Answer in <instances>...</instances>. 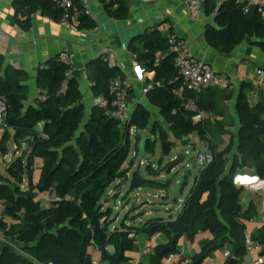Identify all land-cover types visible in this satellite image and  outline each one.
Segmentation results:
<instances>
[{
    "label": "trees",
    "instance_id": "16d2710c",
    "mask_svg": "<svg viewBox=\"0 0 264 264\" xmlns=\"http://www.w3.org/2000/svg\"><path fill=\"white\" fill-rule=\"evenodd\" d=\"M215 6L216 0L202 1L206 16ZM105 7L113 20L125 21L129 17L128 0H109ZM14 8L16 16L21 13L26 18L24 21L17 18L23 28L29 26L30 16L39 8L55 21L59 22L61 17V11L50 0H15ZM96 27L94 20L79 12L78 29ZM246 37H255L264 50V16L255 10L243 12L238 0L223 1L213 23L206 26V43L219 52L229 53ZM137 41L139 46L131 43L129 51L145 70L154 72L145 94L148 102L158 109L174 137L196 133L207 143L211 162L198 172L174 217L152 216L143 220L141 213L135 217L126 215L117 222L118 215L102 199L108 188L127 174L123 164L129 153L130 129L147 128L149 111L136 103L124 127L95 103L86 116L79 82L75 76L66 77L67 68L58 60V54L37 70L35 85L42 95L34 99V105L25 106L28 75L23 69L5 65L0 54V98L6 105L0 147L13 140L19 146L25 143L28 149L5 169L15 183L9 184L0 171V225L7 238L19 242L21 249L34 259L0 246V264H94L91 249L100 253L102 262L127 264V253L133 250L134 236L138 233L148 236L158 233L167 238L151 255V264H163L169 253H178L183 236L191 240L200 232H208L211 237L200 242V253L189 264H199L223 247L230 250L227 264H237L243 258L245 222L256 216V207L250 202L242 208V187L233 178L239 169L249 168L252 175L264 180V120L260 117L264 101L250 104L243 93L238 95L236 153L229 163L233 142L221 150L215 142V134L227 133L224 125L217 120L192 122L194 112L183 107V98L190 94L183 89L174 57L168 51L166 34L155 26L139 34ZM118 76L124 77L119 67L100 62L94 73L89 74L93 97L109 98L108 85ZM206 90L209 96L205 99L204 91L200 94L198 108L220 115L215 98L222 91ZM40 122L41 133L36 128ZM152 150L147 138L145 151ZM36 160L41 163L34 174ZM24 176L27 188L23 190L18 185ZM127 183L129 191L137 188L168 191L172 179L143 178L135 171ZM50 191V205L44 207L38 196ZM176 201L177 198L163 200L161 205ZM134 219H138L137 224L132 223ZM253 238L264 245V225Z\"/></svg>",
    "mask_w": 264,
    "mask_h": 264
},
{
    "label": "crops",
    "instance_id": "0c3cea01",
    "mask_svg": "<svg viewBox=\"0 0 264 264\" xmlns=\"http://www.w3.org/2000/svg\"><path fill=\"white\" fill-rule=\"evenodd\" d=\"M14 1L0 0V54L4 58L5 65L23 69L28 75L26 85L29 88V95L24 103L25 106L34 105V99L42 95V91L35 85L37 70L44 67L48 59L59 52L67 51L74 56L76 67L73 76L79 82L86 116L97 100L91 93L89 74L94 73L100 62H104L105 55L112 60L111 65L119 67L121 75L129 78L131 84L129 100L132 109L136 103H141L149 113L156 110L159 114L158 109L148 102L145 95L154 72L145 70L143 64L139 63L136 56L129 51L131 43L139 46L137 37L129 41V37L134 32H138L139 35L155 26L166 35L172 31L187 39L195 57L207 60L216 72L229 78L233 91H222L221 95L215 98L221 113L215 115L216 120H221L223 123L234 121L236 125L235 129L224 126L227 131L224 135H230L234 131L237 134L239 130L235 105L240 93L245 95L250 104L264 101V83L254 81L255 70L264 68V50L257 44V39L246 37L231 52H219L209 46L205 40L206 26L208 23L212 24L213 19L204 13L199 19L192 18L187 6L181 0H128L130 13L125 21H116L108 16L105 7L108 0H90L96 14L97 27L94 30L78 29L75 32L55 21L40 8L30 16L29 26L23 28L17 22V18L21 21L26 18L21 13L15 15ZM79 12L82 13V10L80 9ZM203 96L206 99L209 92L204 90ZM42 126V122L37 124L39 133L42 131ZM11 142L16 150L27 147L25 143L19 146L13 140ZM40 163V160H36V173ZM251 172L252 169L249 168L239 169L233 182L235 180L234 183L242 187L240 194L242 208L245 209L250 202L256 207V216L245 222V230L253 236L257 235L264 225V180L259 178L258 181L249 182L247 178L257 177ZM237 177L240 179L237 180ZM140 189L147 190V195H153L151 192L155 191L150 188H137L131 191L129 197H134L138 201L139 195L135 192ZM160 196L162 197L163 194ZM179 208L173 209L168 214L174 217ZM152 214V211H148L145 216L152 217ZM210 237L208 232H200L191 240L183 236L178 243V253L192 261L194 256L200 253V242ZM134 238L133 250L127 253L129 257L127 264H151L150 258L156 247L167 242V238L162 234L148 236L145 233H138ZM18 246L22 247L20 243ZM226 248L228 247L214 251L199 264H227L228 259L223 255ZM90 253L96 264H108L100 260V253L97 250L91 249ZM241 260H238L237 264H241ZM174 264L180 263L176 261Z\"/></svg>",
    "mask_w": 264,
    "mask_h": 264
},
{
    "label": "built area",
    "instance_id": "2783aa9c",
    "mask_svg": "<svg viewBox=\"0 0 264 264\" xmlns=\"http://www.w3.org/2000/svg\"><path fill=\"white\" fill-rule=\"evenodd\" d=\"M56 9L61 11L59 23L70 31H77L79 24V11L92 20H96V14L91 7L90 0H50ZM109 1V0H108ZM187 6L192 18L199 19L203 13V0H181ZM225 0H216V6L210 13V18L214 19L220 4ZM242 6L243 12L255 10L261 16H264V0H238ZM168 51L174 57V64L182 79L183 89L190 95L183 98V107L186 110L194 112L191 121L203 122L205 120H216V116L209 112L200 110L198 102L200 94L206 89H218L220 91H233V85L228 77L219 74L214 70L212 65L205 59L195 57L189 47L188 40L179 36L175 32H170L166 35ZM58 60L63 63L66 70V77H71L75 72L74 56L67 52L61 51L58 54ZM103 61L109 65L112 60L107 56H103ZM255 83H264V68L255 70ZM61 90H64L62 87ZM131 84L128 77H115L108 85L109 98L97 99L95 104L105 110L106 115L117 119L124 127L129 121L132 106L129 100ZM5 101L0 98V132L3 129L5 116ZM261 119L264 120V113L261 114ZM133 128V127H132ZM131 130V129H130ZM196 164L199 171L204 169L212 160V154L208 149V144L204 142L202 151L196 155ZM158 234V233H157ZM155 235V234H154ZM7 241L5 229L0 225V243ZM225 248V247H224ZM244 248L245 253L241 260V264H264V245L257 239H254L252 234L245 230L244 232ZM148 251V249H146ZM223 255L226 259L230 257V250L224 249ZM179 261L180 264H189L190 260L183 257L179 253H169L163 259V264H174ZM96 264L95 261H93Z\"/></svg>",
    "mask_w": 264,
    "mask_h": 264
},
{
    "label": "rangeland",
    "instance_id": "374dc122",
    "mask_svg": "<svg viewBox=\"0 0 264 264\" xmlns=\"http://www.w3.org/2000/svg\"><path fill=\"white\" fill-rule=\"evenodd\" d=\"M215 121V120H214ZM222 122L221 120H217ZM222 124L226 127H232L235 129L234 121L225 122ZM1 137V132H0ZM142 137L149 139L153 146L152 152L145 153L140 156L138 152V144ZM162 141L164 145H162ZM233 142V147L228 154L229 163L235 157L236 153V142L237 136L234 133L230 135L215 134V142L218 150L224 149L227 145ZM146 144V143H145ZM204 142L197 136L196 133H191L183 138H176L172 135L169 129V125L165 122L160 115L154 110L150 113L149 125L147 128H131L129 132V153L127 159L123 164V168H127L128 172L124 178L113 183L103 196V201H107L108 205L112 208V213L117 214V222L121 221L129 215L135 217L138 214L143 213L141 219H146L145 213L152 211V216H170V210L178 208L182 205V202L187 198L190 189L193 187L195 178L199 172V167L196 164V155L199 151H202ZM28 149L24 147L22 150L14 149V144L11 140H7L0 147V171L9 179V184L15 183V180L5 171L7 165L17 156H22ZM179 153L185 155L183 164L174 166L169 169L170 164L177 159ZM34 174L37 171L35 166ZM137 171L138 174L143 178L157 179L165 181L168 178L172 179V184L168 191L155 190L151 192L153 195H147V190L136 191L138 193L139 200L129 197L131 191L128 190V181L132 177V173ZM181 179H186V186L181 191L180 195L177 196V201L170 202L167 205H161L160 194L166 195L173 189L175 182ZM20 189L27 188L26 177H23V182L18 185ZM134 195V194H133ZM52 194L42 193L38 196V199L42 200L43 206L47 207L50 205V198ZM180 200V201H179ZM171 211V212H172ZM168 214V215H167ZM9 220V219H7ZM130 222V220H128ZM132 223L137 224L138 219H134ZM19 243L11 238H7V241L1 242V247H6L9 250L15 251L31 260H34L26 251H23L19 246Z\"/></svg>",
    "mask_w": 264,
    "mask_h": 264
},
{
    "label": "water",
    "instance_id": "95a60500",
    "mask_svg": "<svg viewBox=\"0 0 264 264\" xmlns=\"http://www.w3.org/2000/svg\"><path fill=\"white\" fill-rule=\"evenodd\" d=\"M137 33L138 32H134V34H132L129 37V41H132L134 38H136L138 35ZM146 139H147L146 137H142L140 139L139 144H138V152H139L140 156H143L146 153V151H145ZM184 160H185V155L183 153H179L177 156V159L174 162H172V164H170L169 169L174 167V166H179V165L183 164ZM183 182H184L183 179L175 182L173 189L169 192V194L162 196L161 200L167 201L170 199L177 198V196L180 195L181 190L183 188ZM50 194H52V191H50Z\"/></svg>",
    "mask_w": 264,
    "mask_h": 264
},
{
    "label": "clouds",
    "instance_id": "9594fccd",
    "mask_svg": "<svg viewBox=\"0 0 264 264\" xmlns=\"http://www.w3.org/2000/svg\"><path fill=\"white\" fill-rule=\"evenodd\" d=\"M236 179L239 180L240 178L237 177ZM247 179L249 180V182H254V181H258L259 180V177H249ZM234 182H235V180H234Z\"/></svg>",
    "mask_w": 264,
    "mask_h": 264
}]
</instances>
